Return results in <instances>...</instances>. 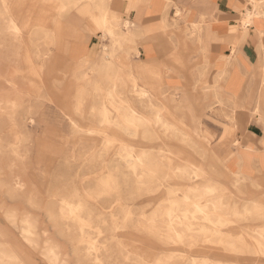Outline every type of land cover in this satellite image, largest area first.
Instances as JSON below:
<instances>
[{
	"label": "rangeland",
	"instance_id": "rangeland-1",
	"mask_svg": "<svg viewBox=\"0 0 264 264\" xmlns=\"http://www.w3.org/2000/svg\"><path fill=\"white\" fill-rule=\"evenodd\" d=\"M89 1L0 0V264H264V165L236 157L250 124L264 132V0H242L253 102L168 88L106 0L90 1L97 54L70 64L57 19Z\"/></svg>",
	"mask_w": 264,
	"mask_h": 264
},
{
	"label": "crops",
	"instance_id": "crops-1",
	"mask_svg": "<svg viewBox=\"0 0 264 264\" xmlns=\"http://www.w3.org/2000/svg\"><path fill=\"white\" fill-rule=\"evenodd\" d=\"M90 1L81 5V13L88 15V19L77 13L66 20L57 19L60 31L56 49L70 60V64H88L86 58L97 54L103 37L104 32L92 20L93 17L103 18ZM105 5L110 17H120L134 25L130 30L136 35L132 43V48H136L132 52L133 59L162 72L168 88L182 89L188 87L187 83H193L194 87L197 80L193 79L199 78L207 80L215 94L223 87L228 95L240 96L237 102H253L258 96L259 81L251 72L260 59V50L253 29L244 31L247 34L241 39L240 24L246 10L242 0H106ZM258 25L264 28L263 22ZM233 48L235 55L240 57L238 66L236 69L228 66L226 81L220 82L218 77L224 71L226 59L234 57ZM243 135L236 156L241 166L264 165L262 127L252 123ZM232 165L237 166L235 159Z\"/></svg>",
	"mask_w": 264,
	"mask_h": 264
},
{
	"label": "bare ground",
	"instance_id": "bare-ground-1",
	"mask_svg": "<svg viewBox=\"0 0 264 264\" xmlns=\"http://www.w3.org/2000/svg\"><path fill=\"white\" fill-rule=\"evenodd\" d=\"M8 14V13H7ZM246 17H247V20H248V25H246V27H248L249 26V24L251 23V15L250 14H248L247 13V15H246ZM125 22H127V23H129L130 25H133V24H131L129 21H125ZM9 28L10 29H17V26H16V24L12 21V22H10V24H9ZM260 35V34H259ZM121 66V65H120ZM118 69V68H117ZM132 69V68H131ZM143 91V90H142ZM144 92V91H143ZM147 97V96H146ZM105 107V106H104ZM104 107H103V109H104ZM122 108V107H121ZM105 110V109H104ZM94 113V112H93ZM134 113V112H133ZM106 115V114H105ZM157 116H158V114H157ZM105 117V116H104ZM159 117V116H158ZM105 120V119H104ZM105 123H106V121H105ZM176 130V129H175ZM167 131V130H166ZM183 141V140H182ZM132 149V148H131ZM133 154V153H132ZM135 155V154H134ZM137 162H139L138 160H137ZM140 164V163H139ZM142 165V164H141ZM199 172V171H198ZM174 190V189H173ZM213 192V191H212ZM176 194V193H175ZM189 194V193H188ZM188 197V196H187ZM186 199V198H185ZM188 200V199H187ZM187 200H186V202H187ZM183 201V200H182ZM78 207H80V206H78ZM68 208V207H67ZM81 208V207H80ZM70 209V208H69ZM198 211V210H197ZM77 212V211H76ZM71 213L73 214V211L71 210ZM195 215V214H194ZM203 215V214H202ZM211 224V223H210ZM32 229V228H31ZM204 230V229H203ZM175 232V231H174ZM177 234V233H176ZM216 235V234H215ZM56 258V257H55Z\"/></svg>",
	"mask_w": 264,
	"mask_h": 264
}]
</instances>
